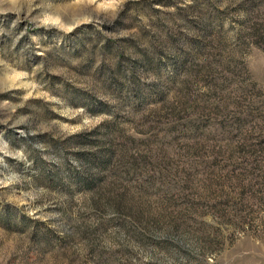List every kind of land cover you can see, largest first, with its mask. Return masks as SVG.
Instances as JSON below:
<instances>
[{"label": "rangeland", "instance_id": "rangeland-1", "mask_svg": "<svg viewBox=\"0 0 264 264\" xmlns=\"http://www.w3.org/2000/svg\"><path fill=\"white\" fill-rule=\"evenodd\" d=\"M0 264H264V0H0Z\"/></svg>", "mask_w": 264, "mask_h": 264}]
</instances>
